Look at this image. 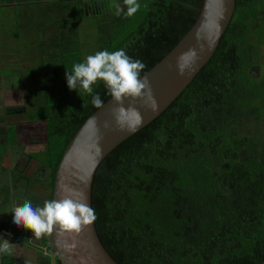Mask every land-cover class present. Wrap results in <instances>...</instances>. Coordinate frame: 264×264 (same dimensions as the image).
I'll list each match as a JSON object with an SVG mask.
<instances>
[{"label":"trees","instance_id":"obj_1","mask_svg":"<svg viewBox=\"0 0 264 264\" xmlns=\"http://www.w3.org/2000/svg\"><path fill=\"white\" fill-rule=\"evenodd\" d=\"M80 1L90 0L39 4L51 18L35 14L38 38L14 49L38 64L23 73L36 94L25 116L46 124L45 152L32 159L50 170L52 192L76 133L173 51L203 3L151 0L144 10L80 17ZM14 9L18 31L27 35L24 20L29 23L32 13ZM20 36L13 33L14 41ZM261 122L264 0H236L214 55L187 90L96 173L93 217L111 257L118 264H262Z\"/></svg>","mask_w":264,"mask_h":264},{"label":"water","instance_id":"obj_2","mask_svg":"<svg viewBox=\"0 0 264 264\" xmlns=\"http://www.w3.org/2000/svg\"><path fill=\"white\" fill-rule=\"evenodd\" d=\"M236 0H203L186 37L157 66L94 113L67 146L43 218L52 264H118L93 217L92 192L105 159L166 112L214 55ZM264 264V262L262 263Z\"/></svg>","mask_w":264,"mask_h":264},{"label":"crops","instance_id":"obj_3","mask_svg":"<svg viewBox=\"0 0 264 264\" xmlns=\"http://www.w3.org/2000/svg\"><path fill=\"white\" fill-rule=\"evenodd\" d=\"M2 24L0 16V29ZM1 44L2 41H0V264H52L53 253L50 256L42 245L43 241H47V234L45 233L44 237L37 229V224L40 225V217H37L41 215L44 197H41L38 190L31 185L32 181L27 176L33 163L45 167L36 161L33 162L32 156L45 152L46 147L39 153L33 152L35 146L29 147L28 150H20L19 127L8 123L10 109L18 103L13 101L16 99L7 98L4 93L5 90L12 89L11 85L14 83L10 81L11 79L6 81L2 77L3 74H9L11 77L17 71L3 70L9 66L2 58H11L15 56V52L13 46L7 45L3 48ZM7 100H11V103L8 104ZM21 116L24 122H18L19 125H44L43 133L46 139L44 146H47L46 124L29 123L26 116L23 117V114ZM19 153L21 156H18Z\"/></svg>","mask_w":264,"mask_h":264},{"label":"rangeland","instance_id":"obj_4","mask_svg":"<svg viewBox=\"0 0 264 264\" xmlns=\"http://www.w3.org/2000/svg\"><path fill=\"white\" fill-rule=\"evenodd\" d=\"M26 1H29V3H34L35 2H55L57 0H21L20 3H27ZM151 0H109V1H96V0H90V1H80L78 2V10H79V15L80 17H96V16H104V14H108L110 12H127V11H133V10H144L148 8V5L150 4ZM14 5H17L15 1H13ZM12 5L8 9L5 8H0V16L2 20V25L0 31V41H2L1 46L4 48L7 45L13 46L12 49H17V47L22 50L24 47H27L28 41L31 37L30 35V30L34 31L36 34V37L38 38L37 35V30L35 29L37 24H38V16L35 14H38L39 12H46L47 18H51L48 10V7H44L41 10L35 8H23L22 12H28L29 16L32 13V16L30 17L31 20H29V23L24 20L25 24L27 25V35L25 30L23 29L22 31H18V19L15 16V9H12L14 6ZM32 6V5H31ZM29 18V19H30ZM21 23V21H20ZM10 30H9V29ZM20 32V41L19 43H14L13 39V33ZM15 54V53H14ZM4 62L7 63L9 67L3 68V70H8V71H16L18 72L19 75H22L25 71L34 69L38 67L37 62L34 61V58L31 57L30 59L27 60H22L19 55L12 56L11 58H2ZM25 74V73H24ZM260 73L257 72L256 75L258 76ZM3 77L5 78V74H3ZM2 77L3 80H5ZM12 83H15L13 79L10 80ZM6 96L7 98L11 99H16L13 100L18 105H15L11 107L10 109V115L8 116V123H13L18 125L19 127V132H18V144L20 145V150H28L29 147L35 146L33 152H43L44 145H46V139L43 133V127L44 125H33V126H28L25 124L19 125L18 122H24V118H22L23 111H26V108L29 107L30 105L34 104L36 100V94L34 93L33 88L27 84L26 81H23V83L18 84V87H15L9 91H6ZM10 100H7L6 102H9ZM24 117V116H23ZM260 126H262V132H264V122L260 123ZM259 126V127H260ZM251 128L250 126H248ZM32 148V149H33ZM31 149V150H32ZM18 156H21L20 153ZM22 161V160H21ZM35 162V161H33ZM35 164V165H34ZM33 166L30 167L27 176L30 178L32 181L31 185L38 190L40 193L41 197L43 198V205H42V210H41V215L38 216L37 218H44L46 215L49 207H50V202H51V193L52 189L48 187L50 183V170L47 167H41L36 163L32 164ZM35 167V168H33ZM41 170V171H40ZM31 172V173H30ZM25 176V175H24ZM22 180V179H21ZM23 181V180H22ZM49 181V183H48ZM41 225V224H40ZM41 234L45 237V232H43L41 229ZM42 245L44 248L47 250L48 254L52 256V251L49 247V243L47 241H43ZM50 249V250H49Z\"/></svg>","mask_w":264,"mask_h":264},{"label":"flooded vegetation","instance_id":"obj_5","mask_svg":"<svg viewBox=\"0 0 264 264\" xmlns=\"http://www.w3.org/2000/svg\"><path fill=\"white\" fill-rule=\"evenodd\" d=\"M13 1H15L17 3V5L12 4ZM20 2H21V0H0V6L2 8H5V9H8L12 5H14L12 7V9H14L15 7H19V6H21L23 8H27V7L31 6V5L33 6V8H35V7L37 8L39 4H43L44 3V2L39 1V2H35L34 5H33V3H29V1H26L27 2L26 4L25 3H20ZM30 35H31L30 40H32V39L34 40L35 39V32L30 30ZM14 43L17 44L18 42L15 41ZM7 75L5 74V78H4L6 81H8L10 79H13L14 82H15L13 85H11V88L12 89L15 87V85H16V87H18V84H21L24 81L23 80V74L22 75H19L18 72L15 75L11 76V77L9 76V74H7ZM9 90H11V89H8L6 91H9ZM7 103L10 104L11 103V100L9 102H7ZM23 113H24L23 116L25 117V111H23Z\"/></svg>","mask_w":264,"mask_h":264},{"label":"built area","instance_id":"obj_6","mask_svg":"<svg viewBox=\"0 0 264 264\" xmlns=\"http://www.w3.org/2000/svg\"><path fill=\"white\" fill-rule=\"evenodd\" d=\"M39 227H40V229H41L43 232L48 233V227H46V228L44 229L43 226H42V224L39 225ZM40 229H39V230H40Z\"/></svg>","mask_w":264,"mask_h":264},{"label":"clouds","instance_id":"obj_7","mask_svg":"<svg viewBox=\"0 0 264 264\" xmlns=\"http://www.w3.org/2000/svg\"><path fill=\"white\" fill-rule=\"evenodd\" d=\"M39 220H40V224H43V219L40 218ZM37 229H40L39 224H37ZM46 234H47V233H46Z\"/></svg>","mask_w":264,"mask_h":264},{"label":"bare ground","instance_id":"obj_8","mask_svg":"<svg viewBox=\"0 0 264 264\" xmlns=\"http://www.w3.org/2000/svg\"><path fill=\"white\" fill-rule=\"evenodd\" d=\"M42 226H43L44 229L46 228V226L44 225V222H43Z\"/></svg>","mask_w":264,"mask_h":264}]
</instances>
